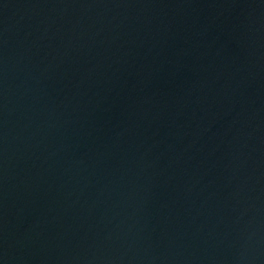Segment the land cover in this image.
Segmentation results:
<instances>
[{"label": "water", "instance_id": "95a60500", "mask_svg": "<svg viewBox=\"0 0 264 264\" xmlns=\"http://www.w3.org/2000/svg\"><path fill=\"white\" fill-rule=\"evenodd\" d=\"M0 264H264V0H0Z\"/></svg>", "mask_w": 264, "mask_h": 264}]
</instances>
